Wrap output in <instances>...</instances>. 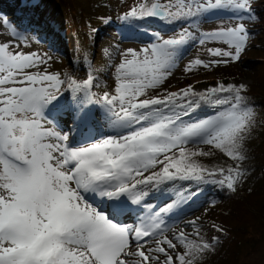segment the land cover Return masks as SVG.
<instances>
[{
  "label": "snow or ice",
  "instance_id": "1",
  "mask_svg": "<svg viewBox=\"0 0 264 264\" xmlns=\"http://www.w3.org/2000/svg\"><path fill=\"white\" fill-rule=\"evenodd\" d=\"M251 3L140 0L123 19L155 18L171 35L144 29L149 42L120 53L114 87L102 94L94 89L107 85L92 72L50 71L52 57L25 52L29 37L0 19L15 38L0 42V264H195L214 250L219 238L204 239L198 217L185 224L191 233L169 222L200 203L201 183L235 192L246 177L255 119L247 86L161 89L193 43L227 47H207L212 59L193 58L185 73L239 61ZM219 12L238 22L193 30ZM201 146L236 163L209 167L199 158L213 152Z\"/></svg>",
  "mask_w": 264,
  "mask_h": 264
},
{
  "label": "trees",
  "instance_id": "2",
  "mask_svg": "<svg viewBox=\"0 0 264 264\" xmlns=\"http://www.w3.org/2000/svg\"><path fill=\"white\" fill-rule=\"evenodd\" d=\"M102 1L105 6L108 0ZM150 2L153 0H149ZM50 7L56 13L61 12L65 20L69 17L77 18L72 16L75 10L73 0H0V17H6L12 25L27 32L35 31L37 20H42L54 29V34L64 36V24H60V20L55 21V18L51 19L47 14ZM251 8L254 18L250 20L245 17L242 21L251 34L246 47L247 59L222 64L215 69L219 71L218 78L222 82L248 79L245 95L249 104L253 109H260L264 113V0H252ZM13 16L19 17V21H13ZM123 16L124 13L116 14L108 10L95 29L85 31L83 27H78L76 32L81 35L83 43L89 41L90 36L94 37L95 43L99 42V39L109 35L112 30H115L122 40L132 42L149 40V36L143 32L144 29L149 33L159 31L162 35L171 33L169 26L161 21L152 22L147 18L132 22L125 21ZM211 16L234 18L228 12ZM131 23L138 26L135 31L128 27ZM257 136L259 137L256 140L250 133L244 143L246 159L240 166L246 169L247 175L243 179L244 183L242 184V180L237 185L235 192L211 183L199 185L200 203L192 208H197L195 213L196 218H199L197 223L200 225V233L206 240L211 241L214 236L219 240L214 244V250L204 253L195 264H238L242 246H253L264 241V125L257 131ZM201 147L204 151L213 152L209 157L199 158L209 167H228L236 163L218 150L211 149V146ZM192 185L193 188L196 187L195 184ZM213 225L223 228L224 231L217 232ZM192 231V228L188 227L186 233ZM180 251H183V248H180Z\"/></svg>",
  "mask_w": 264,
  "mask_h": 264
},
{
  "label": "rangeland",
  "instance_id": "3",
  "mask_svg": "<svg viewBox=\"0 0 264 264\" xmlns=\"http://www.w3.org/2000/svg\"><path fill=\"white\" fill-rule=\"evenodd\" d=\"M74 2V15L77 18L71 19L70 17L65 20L61 12H55L52 7L47 9V14L51 16V19L55 18V21L60 20V24H64L65 35L61 36L54 34V29L47 25L42 20H37L35 31L27 32L21 28L17 30L25 36L29 37L27 46H23L25 52L37 51L41 54H47L52 57L50 62V71H60L61 73L67 71L74 75L76 78H84L87 72H92L99 78L102 85L106 84L107 87H100L94 89L98 94H102L103 91L114 87L113 73L115 66L119 64L121 56L120 53L128 48L139 50L149 40L144 41H125L121 39V36L115 30L109 32V35L103 36L99 39V42H94V37L90 36L89 41L83 43L82 37L76 32V28L83 27V30L92 31L95 29L96 24L101 23V18L108 12L116 14L126 13L131 6H135L140 0H108L106 5L103 6L101 0H73ZM162 2V0H161ZM7 13V12H6ZM9 14V13H8ZM1 19V17H0ZM13 21L18 22L19 17L13 16ZM70 20V21H69ZM238 21L235 18H222L220 16L211 15L208 18H202L199 22L198 29H193L199 34V32L210 31L222 26H233ZM32 28V27H31ZM0 42H6L10 39H15L7 34V29L0 25ZM171 33L165 34V38ZM77 41V44H76ZM82 41V45L81 44ZM207 47H222L226 48L227 45L221 42H210L205 46H200L198 43H193L187 47L186 55L177 61L175 68L172 71L171 76L162 85V89H168L170 91H176L189 84H195L197 90L205 89L209 86H215L219 79V71L213 67L209 69L199 68L191 73H185V65L199 56L201 59H212L206 52ZM248 57L247 50H245L240 60H246ZM229 64V63H228ZM225 84L235 83L248 84L249 80L243 78L239 81L229 80L223 82ZM254 125L251 130V134L255 136L257 140V131L261 130L264 125V113L260 109H255ZM245 180H243L242 184ZM244 186V185H242ZM193 187V185H191ZM197 208H187L186 214L182 215L179 223L169 222L171 227L175 231L183 229L187 232L188 227L185 226L187 221L196 218ZM128 223H131V218L127 219ZM171 238V233H168ZM180 251V247L178 246ZM238 264H264V241H261L253 246H242L239 254Z\"/></svg>",
  "mask_w": 264,
  "mask_h": 264
},
{
  "label": "water",
  "instance_id": "4",
  "mask_svg": "<svg viewBox=\"0 0 264 264\" xmlns=\"http://www.w3.org/2000/svg\"><path fill=\"white\" fill-rule=\"evenodd\" d=\"M148 20H150V21H159V20H157L155 18H148Z\"/></svg>",
  "mask_w": 264,
  "mask_h": 264
},
{
  "label": "bare ground",
  "instance_id": "5",
  "mask_svg": "<svg viewBox=\"0 0 264 264\" xmlns=\"http://www.w3.org/2000/svg\"><path fill=\"white\" fill-rule=\"evenodd\" d=\"M152 22H155V21H152Z\"/></svg>",
  "mask_w": 264,
  "mask_h": 264
}]
</instances>
